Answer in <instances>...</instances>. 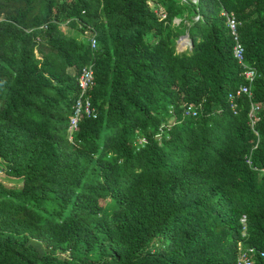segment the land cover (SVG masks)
I'll list each match as a JSON object with an SVG mask.
<instances>
[{
  "label": "trees",
  "instance_id": "trees-1",
  "mask_svg": "<svg viewBox=\"0 0 264 264\" xmlns=\"http://www.w3.org/2000/svg\"><path fill=\"white\" fill-rule=\"evenodd\" d=\"M221 10L255 72L235 113L227 93L244 80ZM88 65L95 117L69 133ZM0 165L20 180L0 182V264H233L238 243L264 251V0H0Z\"/></svg>",
  "mask_w": 264,
  "mask_h": 264
},
{
  "label": "built area",
  "instance_id": "built-area-1",
  "mask_svg": "<svg viewBox=\"0 0 264 264\" xmlns=\"http://www.w3.org/2000/svg\"><path fill=\"white\" fill-rule=\"evenodd\" d=\"M196 0H192V2H195ZM221 14L225 16V23L226 27L229 32V36L231 38L232 46H231V55L233 59L236 61V63L241 68V75L243 77L244 83L238 85L234 90L229 91L227 93V101L230 106V110L232 113L236 112L235 106H236V98L245 95L247 97L251 96V84L255 77V72L251 68H247L244 65V49L243 46L239 40L238 35V24L239 22L234 18L233 13L226 12L224 10L220 11ZM161 17L163 14H160ZM84 34L89 35L88 37V45L91 50H94L96 47V41H95V31L91 26H85ZM91 31V32H89ZM94 84L93 80V71L90 65L82 67L79 71L78 76L76 77V86L78 89V96L75 98L74 103L72 105V114L68 118V132L71 133L72 131H75L77 129L78 122L85 117H95V109L91 105L87 91L91 89V87ZM258 111V105L250 102L249 103V110L247 112V118H248V125L250 129L252 130L254 135H257L255 129H254V123L256 121V114ZM185 112L190 113L191 115L195 114V111L190 107H185ZM246 163L250 165L249 158H246ZM255 168V167H253ZM260 172L264 173V167L259 169ZM241 221H243V216L241 218ZM257 256L264 257V251L257 250L253 247H246L241 248L240 244H237V253L234 259L233 264H252L253 259Z\"/></svg>",
  "mask_w": 264,
  "mask_h": 264
},
{
  "label": "rangeland",
  "instance_id": "rangeland-1",
  "mask_svg": "<svg viewBox=\"0 0 264 264\" xmlns=\"http://www.w3.org/2000/svg\"><path fill=\"white\" fill-rule=\"evenodd\" d=\"M69 32L71 31H68V33ZM187 45H188V41L185 40V38L180 37L176 43V50L182 51L187 47ZM1 167L3 166L0 165V182L5 186L18 187L20 185V180L6 176Z\"/></svg>",
  "mask_w": 264,
  "mask_h": 264
},
{
  "label": "water",
  "instance_id": "water-1",
  "mask_svg": "<svg viewBox=\"0 0 264 264\" xmlns=\"http://www.w3.org/2000/svg\"><path fill=\"white\" fill-rule=\"evenodd\" d=\"M182 37L185 38V40H187L188 41V44H189V40L187 39L186 35H183Z\"/></svg>",
  "mask_w": 264,
  "mask_h": 264
}]
</instances>
